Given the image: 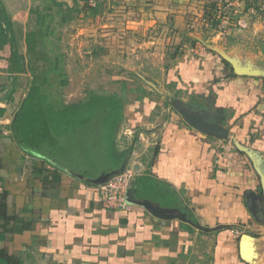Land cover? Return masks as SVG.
Segmentation results:
<instances>
[{
	"label": "crops",
	"instance_id": "obj_1",
	"mask_svg": "<svg viewBox=\"0 0 264 264\" xmlns=\"http://www.w3.org/2000/svg\"><path fill=\"white\" fill-rule=\"evenodd\" d=\"M27 2L26 19L31 9H39L33 0ZM23 11L18 0H0V194L7 192L8 209L0 231L7 232L9 253L25 264L28 259L40 264H238L240 241L236 250L231 229L250 225L243 197L254 179L248 186L234 152L218 158L219 145L248 140L263 146L256 137L264 130V77L229 73L210 52L177 59L168 82H177L179 91L188 89L197 104L176 101L226 127V139L198 130L177 106L163 101L141 106L140 98L129 106L122 101L48 106L51 136L24 149L13 123L28 87L8 69L21 55L14 40ZM130 159L140 168L130 191L133 203L126 210L108 209L97 184L88 179ZM144 200L178 210L184 218L159 217L141 204ZM211 236L208 262L201 240Z\"/></svg>",
	"mask_w": 264,
	"mask_h": 264
},
{
	"label": "rangeland",
	"instance_id": "obj_2",
	"mask_svg": "<svg viewBox=\"0 0 264 264\" xmlns=\"http://www.w3.org/2000/svg\"><path fill=\"white\" fill-rule=\"evenodd\" d=\"M18 1L24 11L20 14L23 19L18 18L21 21L17 24L14 43L18 41L17 51L28 56L24 35L32 17L30 11L26 19L30 3ZM31 4L39 5L40 11L52 13V18L47 20L51 23L47 45L51 56L47 61H58L62 69L59 79L68 81L60 87L58 82L55 84L67 105H107L110 101L117 105L122 101L129 106L141 98V106L154 102L159 105L163 101L175 107L182 105L176 101L180 99L196 106L188 89L179 91L177 82H168L177 59L185 54L197 57L210 52L220 59L228 55L244 65L252 63L264 70V0H106L94 7L87 0H33ZM17 60L8 69L23 79L25 89L28 87L24 90L28 92L33 75L17 73ZM26 63L30 64L28 60ZM224 65L227 72L234 71L231 63ZM256 138L261 140L262 147L257 148L254 141L248 140L242 145L256 155L258 167L264 172V130ZM226 143H220L218 158L225 159L228 153L234 152V163L243 179H248L247 185L254 179L243 197L252 215L250 225L234 227L231 232L235 235L236 250L242 234H249L254 238L256 252L250 261L240 257L238 264H264V193L260 175L245 151L237 144ZM129 162L126 161V166ZM137 166L134 162L137 173L128 191L129 199L140 169ZM249 192L254 195L252 208L256 216L249 208ZM248 240L244 242V252L253 248ZM201 241L209 262L214 236ZM27 264H40V260L28 259Z\"/></svg>",
	"mask_w": 264,
	"mask_h": 264
},
{
	"label": "trees",
	"instance_id": "obj_3",
	"mask_svg": "<svg viewBox=\"0 0 264 264\" xmlns=\"http://www.w3.org/2000/svg\"><path fill=\"white\" fill-rule=\"evenodd\" d=\"M31 14L29 29L24 35L28 56L23 53L20 55L16 72L21 74L30 72L34 79L13 123V134L24 149L34 147L38 144L39 138L45 139L50 135L44 113L46 107L54 106L57 109H63L68 106L64 97L58 92L60 85H66L68 81L59 79L62 69L58 61L48 62L51 56L47 47L50 43L48 36L51 23H48L47 20L52 18V13L32 9ZM31 23L33 24L31 25ZM28 57L29 59H27ZM27 60L30 62L29 65L26 63ZM40 60H43V64H39ZM222 60L230 66L226 59L222 58ZM17 78L16 75L14 79ZM56 82L59 83V87H56ZM14 92L15 87L8 94L9 97ZM42 121V128H40L39 123ZM6 198L7 192L4 191L0 194V219H3L4 222L8 215ZM6 234L5 230L0 231V264H25L21 256L9 253L6 246Z\"/></svg>",
	"mask_w": 264,
	"mask_h": 264
},
{
	"label": "water",
	"instance_id": "obj_4",
	"mask_svg": "<svg viewBox=\"0 0 264 264\" xmlns=\"http://www.w3.org/2000/svg\"><path fill=\"white\" fill-rule=\"evenodd\" d=\"M224 57L227 61H229L231 63L234 71L237 74L254 75V76H257L260 74L264 75V70L255 68L252 63H248V64L244 65L240 61H238V60H236V59H234L228 55H224ZM177 108L180 111V113L182 114V116L184 117V119L188 123H190L191 125L196 127L198 130H200L201 132L206 133L208 135L217 136L220 138H225V139L229 137V130L226 127H224L223 125L214 123L201 114H195L190 109H187V108L183 107L182 105L177 106ZM237 146L241 151H245L250 156V158L253 160L254 164L256 165L257 171L260 175L261 186L263 188V193H264V172L258 167V159L256 158V155L240 143H238ZM125 166H126V161L123 164H121L120 167L111 169L109 171H105L99 177L92 178V179L89 178L88 180H90L91 182H93L95 184L105 183L113 175L121 172L125 168ZM137 168H138V166H137ZM78 177L85 179V177L82 175H78ZM247 198H248V204H249L250 210L253 213H255L254 209L252 208L253 198H254L253 193L249 192L247 195ZM129 201L131 203H133V201L131 199H129ZM141 204H143L153 214H155L159 217H162V218H171V217H175V216L184 218V215L180 214L178 210L170 209L167 207H162L158 203H154L150 200L141 201ZM248 239H252L254 241V238L251 235L242 234V236L240 238V243H239V252H240V256L243 259L250 261L251 259H253V258H251L252 253L256 252L255 251L256 245H255V241L254 242L249 241V244L250 243L253 244V248L250 249L251 254H247V253L245 254L244 253V242Z\"/></svg>",
	"mask_w": 264,
	"mask_h": 264
},
{
	"label": "built area",
	"instance_id": "obj_5",
	"mask_svg": "<svg viewBox=\"0 0 264 264\" xmlns=\"http://www.w3.org/2000/svg\"><path fill=\"white\" fill-rule=\"evenodd\" d=\"M106 0H87L89 6L94 7L104 4ZM137 170L134 167V160L130 159L129 164L123 171L113 175L105 183L98 185L100 200L104 207L114 210H126L131 205L128 191L132 185Z\"/></svg>",
	"mask_w": 264,
	"mask_h": 264
},
{
	"label": "flooded vegetation",
	"instance_id": "obj_6",
	"mask_svg": "<svg viewBox=\"0 0 264 264\" xmlns=\"http://www.w3.org/2000/svg\"><path fill=\"white\" fill-rule=\"evenodd\" d=\"M197 110V109H196ZM194 112H197V111H194ZM195 114H198V113H195ZM255 211V210H254ZM256 212V211H255ZM254 215L256 216V213H254Z\"/></svg>",
	"mask_w": 264,
	"mask_h": 264
},
{
	"label": "bare ground",
	"instance_id": "obj_7",
	"mask_svg": "<svg viewBox=\"0 0 264 264\" xmlns=\"http://www.w3.org/2000/svg\"><path fill=\"white\" fill-rule=\"evenodd\" d=\"M246 244V243H245ZM251 244V243H250ZM247 245H249V244H247Z\"/></svg>",
	"mask_w": 264,
	"mask_h": 264
}]
</instances>
